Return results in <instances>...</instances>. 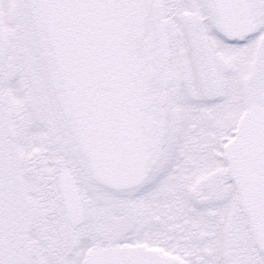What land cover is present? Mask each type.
Returning a JSON list of instances; mask_svg holds the SVG:
<instances>
[{"label": "snow or ice", "instance_id": "obj_1", "mask_svg": "<svg viewBox=\"0 0 264 264\" xmlns=\"http://www.w3.org/2000/svg\"><path fill=\"white\" fill-rule=\"evenodd\" d=\"M0 264H264V0H0Z\"/></svg>", "mask_w": 264, "mask_h": 264}]
</instances>
